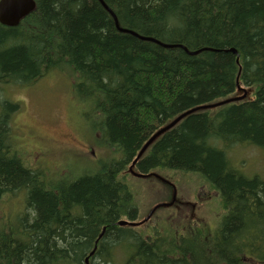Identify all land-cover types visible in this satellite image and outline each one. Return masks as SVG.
Segmentation results:
<instances>
[{"label":"trees","instance_id":"obj_1","mask_svg":"<svg viewBox=\"0 0 264 264\" xmlns=\"http://www.w3.org/2000/svg\"><path fill=\"white\" fill-rule=\"evenodd\" d=\"M35 1L18 26L0 24V264H112L118 247L124 264H264V178L238 172L228 157L239 145L264 149V0ZM52 70L92 102L118 159L66 179L23 160L11 127L20 103L4 87ZM239 86L246 97L225 102ZM191 109L134 169L200 176L219 192L223 220L210 234L181 223L170 238L118 225L139 216L121 174Z\"/></svg>","mask_w":264,"mask_h":264},{"label":"rangeland","instance_id":"obj_2","mask_svg":"<svg viewBox=\"0 0 264 264\" xmlns=\"http://www.w3.org/2000/svg\"><path fill=\"white\" fill-rule=\"evenodd\" d=\"M4 88L10 100L20 103L12 117V139L31 168L41 169L50 178L66 179L96 170L101 160L112 161L120 157L95 125L98 118L92 114V102L74 94L72 82L65 72L52 70L28 85L7 84ZM230 149L228 157L233 169L249 177L258 175L264 178V149L243 145ZM128 167L121 178L129 184L135 196L138 219H143L153 206L166 204L158 208L144 225L136 228L138 231L152 233L154 228H159L169 233L165 235L170 238L182 223L188 224L190 230H206L210 234L223 220L225 208L220 205L219 192L200 176L168 169L158 171L169 178L172 182L169 184L154 176L139 177ZM66 182L62 180V183ZM173 192L176 198L171 203ZM10 199L16 203V197ZM3 207L0 203V213L1 209H7ZM11 213L10 220L14 223L16 213ZM182 232L187 231L183 229ZM128 256L123 247H118L112 254L111 263L124 264Z\"/></svg>","mask_w":264,"mask_h":264},{"label":"water","instance_id":"obj_3","mask_svg":"<svg viewBox=\"0 0 264 264\" xmlns=\"http://www.w3.org/2000/svg\"><path fill=\"white\" fill-rule=\"evenodd\" d=\"M102 1V0H101ZM105 7L108 9V11L113 15V17L116 20V16L114 14V12L104 3L102 2ZM36 6V3L34 0H0V22L6 26H17L20 22V20L25 17L26 15H28ZM117 22V20H116ZM120 30L122 31H130V30H126L123 28H120ZM131 33H134L132 31H130ZM141 37V36H140ZM146 39H151V38H146ZM164 46L166 47H171L173 45L171 44H164ZM234 52H236V49H232ZM240 87V86H239ZM241 88V87H240ZM246 96V91H244V94L240 97H238V99H242ZM225 103V102H222ZM221 104V103H220ZM195 109H191L185 113H183L182 115H180L179 117H177L174 121H172L170 124L166 125L165 127L161 128L159 131H157L150 139L149 141L144 145V147L141 149V151L139 152V154L137 155V157L135 158L133 165H135V163L138 161V159L143 155V153L146 151V149L149 147V145L160 135L162 134L165 130L172 128L175 124H177L184 116H186L188 113L193 112ZM138 176H145V174L142 173H135ZM175 199V196L174 198ZM173 202V201H172ZM171 202V203H172ZM166 204H159L156 207H154L151 211V213L148 215L147 218H149L150 215H152V213L154 212V210L158 207V206H163ZM146 220V219H145ZM126 224H132V225H137L138 223H134V222H129L126 220H120L118 221V225H126ZM104 232V231H103ZM94 251H92L93 253ZM88 260V259H87Z\"/></svg>","mask_w":264,"mask_h":264},{"label":"bare ground","instance_id":"obj_4","mask_svg":"<svg viewBox=\"0 0 264 264\" xmlns=\"http://www.w3.org/2000/svg\"><path fill=\"white\" fill-rule=\"evenodd\" d=\"M233 49H234V48H233ZM233 100H234V98H230V99H227L225 102H231V101H233ZM220 103L222 104V102H218V103H216V104H211V105L205 106L204 108L214 107V106L220 105ZM195 110H197V109H195ZM195 110H194V111H195Z\"/></svg>","mask_w":264,"mask_h":264}]
</instances>
